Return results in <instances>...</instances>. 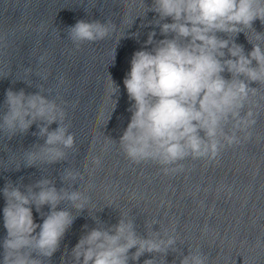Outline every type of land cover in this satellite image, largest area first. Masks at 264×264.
<instances>
[{"label":"clouds","instance_id":"9594fccd","mask_svg":"<svg viewBox=\"0 0 264 264\" xmlns=\"http://www.w3.org/2000/svg\"><path fill=\"white\" fill-rule=\"evenodd\" d=\"M139 6L145 19L150 12L154 15L145 25L152 31L133 52L123 78L130 118L118 143L125 157L133 164H157L168 174L182 172L186 160L213 161L226 147L251 139L256 108L264 100L260 91L264 88V32L253 27L256 20L264 25V0H139ZM114 29L111 20L80 19L65 32L78 49L108 38ZM248 30L256 32L258 42L248 39ZM240 33L252 45L251 51L236 43ZM39 59L42 63L44 57ZM108 88L119 96L120 85L111 77ZM37 89L35 93L7 89L5 110L0 114V133L8 140L26 135L35 124L38 130L32 135L44 141L25 150V168H38L37 161L47 165L67 162L68 150L77 151L65 108L44 94L43 85ZM116 142L108 138L106 147ZM92 163L98 166L100 159L93 158ZM82 178L79 170L65 167L60 180L68 187L58 189L48 177L27 185L22 177L17 183L6 181L0 189L6 230L0 241V264H45V260L51 264L66 233L89 203L90 198L73 187ZM64 203L69 207H61ZM33 209L42 222H36ZM89 217L96 226L83 225L85 231L70 250L65 245L61 260L69 255L72 264H139L147 253L151 258L143 264H158V256L166 264L168 253L179 250V264H208L199 248H188L184 255L177 247L175 228H165L159 220H146L141 234L135 218L126 214H120L113 225ZM154 225H159L158 231Z\"/></svg>","mask_w":264,"mask_h":264}]
</instances>
